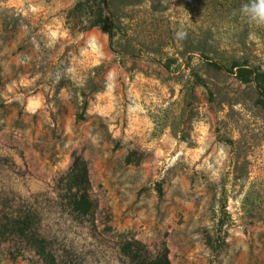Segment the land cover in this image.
Returning <instances> with one entry per match:
<instances>
[{
  "label": "rangeland",
  "instance_id": "1",
  "mask_svg": "<svg viewBox=\"0 0 264 264\" xmlns=\"http://www.w3.org/2000/svg\"><path fill=\"white\" fill-rule=\"evenodd\" d=\"M246 2L0 0V197L84 161L108 236L164 243L172 264H264V93L230 69H264Z\"/></svg>",
  "mask_w": 264,
  "mask_h": 264
},
{
  "label": "trees",
  "instance_id": "2",
  "mask_svg": "<svg viewBox=\"0 0 264 264\" xmlns=\"http://www.w3.org/2000/svg\"><path fill=\"white\" fill-rule=\"evenodd\" d=\"M76 6L81 8V4ZM74 24L79 30L94 25L83 17ZM209 60L216 67L227 68ZM230 69L242 82H255L259 93H264L262 67L238 59ZM259 103L264 108L260 96ZM98 207L86 163L78 161L52 189L33 192L17 201L0 197V248L13 257L27 255L32 264H172L164 243L108 236L97 223Z\"/></svg>",
  "mask_w": 264,
  "mask_h": 264
},
{
  "label": "clouds",
  "instance_id": "3",
  "mask_svg": "<svg viewBox=\"0 0 264 264\" xmlns=\"http://www.w3.org/2000/svg\"><path fill=\"white\" fill-rule=\"evenodd\" d=\"M168 0H161V3H167ZM239 15L247 19L249 24L256 26H264V0H247L242 3L238 11H234L233 15ZM188 31L183 22L174 27V39L183 41L187 39Z\"/></svg>",
  "mask_w": 264,
  "mask_h": 264
}]
</instances>
